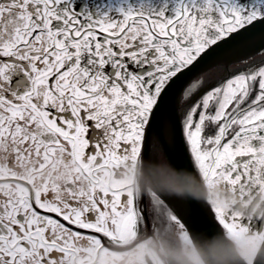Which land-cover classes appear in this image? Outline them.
Instances as JSON below:
<instances>
[{
    "label": "snow or ice",
    "instance_id": "6c2138e0",
    "mask_svg": "<svg viewBox=\"0 0 264 264\" xmlns=\"http://www.w3.org/2000/svg\"><path fill=\"white\" fill-rule=\"evenodd\" d=\"M0 264H264V0H0Z\"/></svg>",
    "mask_w": 264,
    "mask_h": 264
},
{
    "label": "water",
    "instance_id": "95a60500",
    "mask_svg": "<svg viewBox=\"0 0 264 264\" xmlns=\"http://www.w3.org/2000/svg\"><path fill=\"white\" fill-rule=\"evenodd\" d=\"M182 206H183L184 210L190 211V207L186 202H182Z\"/></svg>",
    "mask_w": 264,
    "mask_h": 264
}]
</instances>
